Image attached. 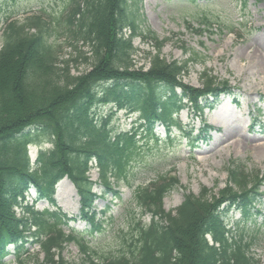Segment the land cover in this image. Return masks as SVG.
Returning a JSON list of instances; mask_svg holds the SVG:
<instances>
[{
	"label": "trees",
	"instance_id": "trees-1",
	"mask_svg": "<svg viewBox=\"0 0 264 264\" xmlns=\"http://www.w3.org/2000/svg\"><path fill=\"white\" fill-rule=\"evenodd\" d=\"M74 3L68 20L70 37L75 47L80 41L89 45L91 54L82 58L90 70L71 75L69 60L58 65L57 49L40 17L29 24L38 28L37 33H29L27 24L11 23L0 50V254L8 242L24 238L23 232L31 227L28 220H32L37 227L33 233L36 242L45 253L44 260L36 258L35 264H79L61 254L69 242L79 246L83 264H260L249 252L252 240L242 233L236 238L228 236L216 211L220 198L240 196L244 197V216L253 213L249 202L255 198L248 186L259 176L237 168L229 170L230 184L219 197L207 188L199 196L186 195L176 214L165 211L162 199L179 184L178 179L160 176V183L151 190L139 189V200L156 207L158 220L153 219L149 226L136 223L135 237L124 239L128 251L122 249L117 256L99 255L77 235H67L59 226L62 221L57 213L25 207L28 215L16 216L14 208L22 206L29 184L51 196L54 183L64 175L71 178L89 206L87 173L92 159L97 160L103 180L109 176L128 179L139 150L136 133L114 131L111 116L97 118L93 110L97 103L140 109L150 125L157 119L173 123L180 107L172 86H183L194 100L197 93L217 87L212 76L205 77V91L184 85L181 75L188 72V61L161 58L164 41L154 35L157 53L149 60L150 67L136 66L133 56L138 49L133 38L141 34L136 0H72ZM125 29L130 31L128 38ZM161 85L168 91L161 92ZM45 141L53 146L41 150L37 164L31 165L28 144ZM206 234L216 245L208 243Z\"/></svg>",
	"mask_w": 264,
	"mask_h": 264
},
{
	"label": "rangeland",
	"instance_id": "rangeland-1",
	"mask_svg": "<svg viewBox=\"0 0 264 264\" xmlns=\"http://www.w3.org/2000/svg\"><path fill=\"white\" fill-rule=\"evenodd\" d=\"M69 1L0 0V48L2 32L7 23L3 21L7 16L13 14L23 22L27 16L45 12L47 15L44 18L49 22V31L55 35L57 45H60L61 58H77L76 61H70V73L77 75L89 70L90 66L83 58L79 60L78 51L68 44L70 38L67 28L55 21L56 17L65 16ZM244 2L245 0H143L140 4L142 30L148 29L160 38H169L162 49V56L167 60L190 61L189 74L184 79L187 84L201 86V74L208 70L209 75L228 79L234 86V92L223 96L218 106L204 115V121L212 128L203 141L193 146L176 132L172 142L166 141L168 143L159 146L145 145L133 169L135 177L132 188L117 186L115 191L120 192L118 195L111 191L96 202L99 217L106 211L107 228H104L105 232L89 235L87 238L100 253L110 254L119 250L122 233L118 232L129 230V215L135 208V202L132 201L133 188L149 183L158 173L175 170L173 174L179 178L182 186L165 198L166 210L178 207L186 190L199 195L203 188H214L215 192L222 189L228 179L227 167L234 161L244 163L249 171L257 169L264 175V0H247L246 6ZM134 44L141 49L135 55L137 66H141L146 63L144 52H149L151 46L144 44L139 38L134 40ZM107 109L108 107L101 110L106 112ZM253 117L255 124L252 128ZM120 118L122 128L130 129L131 119L128 120L123 112L120 113ZM180 118L187 133L194 129L195 136L200 127V120L196 115L185 109ZM157 132L165 137L162 126L157 127ZM230 133L233 135L231 138ZM31 152L35 158L34 147ZM90 177L93 181L98 180L97 169H92ZM57 187L61 188L60 194L56 195L58 207L69 216H79V203L75 196L70 195L73 191L71 183L63 180ZM95 191L103 194L104 188L97 185ZM46 206L45 202L37 205L41 209ZM260 209L264 214V198ZM231 216L234 220L240 219L237 210ZM261 219L260 217L258 222ZM143 221L149 223L151 216H145ZM71 225L78 231L90 228L85 220L80 219ZM254 244L253 253L264 264L263 233L256 236ZM26 248L25 262L28 260L29 264H33V257L37 254L43 259L44 255L38 246L29 242ZM63 255L70 261L83 260L74 244L68 245ZM6 261L9 264H20L15 263L13 254Z\"/></svg>",
	"mask_w": 264,
	"mask_h": 264
},
{
	"label": "bare ground",
	"instance_id": "bare-ground-1",
	"mask_svg": "<svg viewBox=\"0 0 264 264\" xmlns=\"http://www.w3.org/2000/svg\"><path fill=\"white\" fill-rule=\"evenodd\" d=\"M262 68H264V67L262 66ZM232 136H233V135H232ZM232 136H231V133H230V138H231ZM60 191H61V189H59V191H58V192L60 193ZM68 194H69V192H68ZM70 195H73V196H75V197H76V193H72V194L70 193Z\"/></svg>",
	"mask_w": 264,
	"mask_h": 264
}]
</instances>
